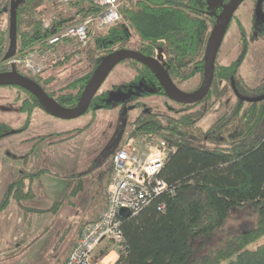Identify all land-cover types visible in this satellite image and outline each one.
Listing matches in <instances>:
<instances>
[{"label":"trees","instance_id":"16d2710c","mask_svg":"<svg viewBox=\"0 0 264 264\" xmlns=\"http://www.w3.org/2000/svg\"><path fill=\"white\" fill-rule=\"evenodd\" d=\"M41 1L50 0H23L17 8L18 57L49 32L43 30L40 20L26 23L27 19H24L25 11L29 7L37 9ZM178 1L207 9L205 0ZM256 1L253 0V6ZM70 7L72 15L84 16L96 10L87 0H73ZM261 8L264 13V2ZM255 19L262 20L256 16ZM214 22L215 16L206 18L196 9L184 5L175 9L161 0H127L122 20L94 37L93 47L87 51L88 60L93 56L91 68L79 77L63 80L59 85V98L66 101L65 107L76 106L101 60L109 51L124 49L128 45H135L142 52L154 56L155 49L163 46L159 41L165 40L170 54L176 58L178 69L200 55V61L196 63L198 68L192 69L190 74L194 70L203 74L206 41ZM239 28L244 31L241 25ZM253 30L255 37L263 36L264 22L254 26ZM7 45L9 24L8 30H0V58ZM85 50L83 48L74 54L83 57ZM72 57L73 54H67L48 69L57 70L67 65ZM241 63L240 59L221 65L216 59L211 89L201 103L186 105L173 113L140 112L129 121L127 127L131 126V134L138 138L159 137L175 151L159 173L168 189L154 197L138 214L122 218L121 229L127 253L120 256L115 264H264V243L249 249L264 235V99L247 102L235 95L237 102L232 111L217 119L207 130L198 125L227 87L233 91L234 86L242 97L264 94V78L249 87L239 73ZM40 74L36 76L37 81L49 83L47 81L56 78L52 75L40 77ZM57 79L62 81L61 76ZM20 102L26 119L19 131L28 127L35 109L50 114L30 93ZM98 105L103 109L111 107L106 91L93 97L90 108ZM91 125L92 121L53 140L40 135L27 141H48L47 145H55L83 133ZM10 131L11 128L0 120V140L11 135ZM31 152L24 157L23 167L0 200V213L10 200H14L27 223H30L33 211L27 209L24 202L36 197L32 184L45 171L26 168ZM161 204L165 206L163 210L160 209ZM246 206L253 208L256 216L254 227L219 238L229 211Z\"/></svg>","mask_w":264,"mask_h":264},{"label":"rangeland","instance_id":"374dc122","mask_svg":"<svg viewBox=\"0 0 264 264\" xmlns=\"http://www.w3.org/2000/svg\"><path fill=\"white\" fill-rule=\"evenodd\" d=\"M40 4L35 15L32 16L31 11H27L30 20L27 19L28 16L25 17L26 23L35 22L50 15L48 4L44 1H41ZM70 15L71 12L68 11L64 14V18ZM8 18L7 11L2 9L0 11V30H8ZM263 22L255 19L253 0H244L234 12L217 54V62L221 65H229L241 59L239 73L249 87L258 84L264 78V35L258 37L253 35V27ZM209 25L211 26V22ZM240 25L244 31L239 28ZM99 34L101 32L95 36ZM94 37L91 39L92 42L90 41L86 46L83 57L73 53L71 58L73 61L69 59L67 65L58 67L57 70L43 71L40 77L52 75L57 79L61 76L62 81L58 82L61 84L66 78L72 80L89 70L93 56L88 60L87 51L93 47ZM133 38H136L134 34ZM161 54L159 53L158 58L160 60L163 56ZM83 59L85 60L73 64L75 61ZM165 61H167V56L160 62L165 63ZM125 64L119 63L111 70L99 92L114 89L122 80L132 77L133 71L129 70L132 66ZM19 71L21 70L19 69ZM186 71L187 69L182 73ZM199 82L200 76L196 75L189 81L179 83L193 89ZM183 90L187 91L185 88ZM68 91L71 90L68 89ZM21 93L22 91L18 87L0 86V120L14 131H18L26 119V113L21 110L20 102L25 95ZM154 99L155 97L149 98V100ZM164 99L165 97L161 96L158 100L151 102V110L157 114L167 113L169 109L165 106ZM236 102L237 98L234 92L230 87H227L221 99L199 121V127L207 130L217 119L232 111ZM138 112V109L129 112L130 121L136 117ZM119 117L120 113L114 109L111 111L97 110L94 117L89 111L74 119H58L41 109H35L26 130L13 133L0 140V200L8 185L17 177L20 168L23 167L24 154L32 151L30 154L32 160L27 166L28 170H45L44 176L41 175L35 186H32L36 197L24 202L26 208L33 211L30 223H27L22 210L14 200H10L7 208L0 213V264H60L63 261L75 235L77 224L70 222L72 219L65 216L67 209L66 200L63 198L69 190V186H55V184L49 186L48 181H54L55 174H77L95 169L101 161L100 158L106 153L108 143L114 140L115 133L119 128ZM93 120L90 128L75 139L61 145L48 146L46 142L27 141L40 135L56 136L64 130L82 128ZM130 130L131 126L127 127L125 134ZM64 178L65 180L61 181L62 184H71V178ZM51 215L54 217L52 218ZM255 222L256 216L251 206L233 208L229 211L219 232V238H226L252 229ZM262 243H264V235L249 246V249ZM97 252L96 256L101 255L100 252Z\"/></svg>","mask_w":264,"mask_h":264},{"label":"built area","instance_id":"2783aa9c","mask_svg":"<svg viewBox=\"0 0 264 264\" xmlns=\"http://www.w3.org/2000/svg\"><path fill=\"white\" fill-rule=\"evenodd\" d=\"M12 0H0V11L9 8ZM73 0H50V15L40 20L45 36L21 56L5 59L6 46L0 58V71L13 68L25 75L35 77L52 64L61 61L65 55L80 51L90 43L92 37L122 20V11L127 0H87L96 9L88 15L64 14L71 12ZM35 7H29L32 16ZM26 18L28 16L27 11ZM72 18L67 23L62 20ZM29 19V16L27 18ZM160 51H156L159 54ZM175 151L164 140L156 136L136 137L126 135L110 157L111 173L106 186L107 202L103 211L86 222L61 264H100L95 253L104 242H112L118 256L127 253V245L121 229L120 208L129 210L130 216L138 214L154 197L166 191L167 184L159 173L169 155ZM172 192V191H170ZM164 204L160 209H164Z\"/></svg>","mask_w":264,"mask_h":264},{"label":"water","instance_id":"95a60500","mask_svg":"<svg viewBox=\"0 0 264 264\" xmlns=\"http://www.w3.org/2000/svg\"><path fill=\"white\" fill-rule=\"evenodd\" d=\"M244 0H206L207 7L213 9L220 6L221 10L216 15L215 22L206 41L203 63V77L200 88L193 93H185L178 89L169 78L163 66L154 58L144 56L132 50L120 49L107 54L98 64L93 72L91 79L85 87L80 101L75 107L66 108L58 104L54 99L47 95L43 89L32 79L22 75L15 68L9 72H0V86L20 87L38 98L42 106L54 117L59 119H74L83 115L89 108V105L101 87L102 83L109 75L111 70L122 60L134 59L146 66L160 81L168 95L176 102L184 104H193L200 102L207 95L213 81L215 62L221 41L231 22L234 12ZM23 0H12L9 8V48L5 54V59L16 55L17 39V15L18 6ZM264 0H257L254 6V14L257 18L263 19L262 3ZM72 18L62 20L60 24L71 21ZM233 86V83H232ZM234 94L247 102H256L264 99V94L258 97H242L233 86ZM124 125V120L122 121ZM14 131H11L13 133ZM122 135V130L117 134L111 147L114 149ZM119 215L122 218L130 216L129 210L120 208Z\"/></svg>","mask_w":264,"mask_h":264},{"label":"flooded vegetation","instance_id":"af4514ba","mask_svg":"<svg viewBox=\"0 0 264 264\" xmlns=\"http://www.w3.org/2000/svg\"><path fill=\"white\" fill-rule=\"evenodd\" d=\"M161 1L163 3L167 2V4L169 3V6L175 8V9L179 5H184V6H187V7L191 8V9H196L198 12L202 13L204 15V17H206V18H208V17L212 18L213 16H215V18H216V15L219 14L218 11L221 10L220 6H216L213 9H209L207 7V4H206V8L207 9H205V8H197V7H194V6L186 5L185 3L181 2V1H178V0H161ZM227 1L228 0H225L224 3H226ZM205 3H206V0H205ZM253 13H254V6H253ZM262 21H264V17H263ZM159 43L163 44V46L158 47V48L155 49L154 56H151V55H148V54L142 52V50H140L135 45H128L126 48L124 47V49L132 50V51L138 52V53H140V54H142L144 56H148V57L156 59L163 66V68L166 70V72H167L169 78L171 79L172 83L178 89H180L181 91H184L183 90L184 88L187 90V91H184L185 93H193V92L197 91L200 88L201 84H202L203 74H200L196 70H194L192 75L190 74V72L192 71V69H194V68L197 69L198 68V66H196V63H198L200 61V55H199V57L191 58L190 61L180 70V69H178L175 66L176 65V58L174 56H172L170 54L169 50L167 49L166 41L165 40H160ZM119 49H123V48H119ZM119 49L111 50L108 53L116 51V50H119ZM156 51H160L159 53L163 54V56L161 58L162 60L158 59L159 58V54H156ZM165 56H167V61H165V63H161L164 60ZM119 63H126V64H129L130 66H132V68L129 69V70L133 71L132 77L130 79L122 80V82H120L117 87H114V89H111L109 91H106L108 93L109 97H110L111 107L109 109H103V108L99 107V105H98V106H94L95 108L96 107L97 108H96V110H93L94 107L90 108V105H91V103H90L88 110L85 112V113H87V112L91 111L92 112V117H94L97 110L111 111V110L116 109L120 113V117H119V124H118L119 128H118V130L115 133L114 140L116 139L118 132L120 130H122V135H121V138H120L118 143H120L126 137V135H128V134L131 135V130L128 133L126 132L127 134H125V130H126L127 125H128V123L130 121V119L128 118V114H129L130 111L138 109L139 110L138 114L140 112H144V113L154 112V111L151 110V106H152L151 102H153L154 100H158L159 98H161V96L165 97L163 102H164L165 106L168 107V109H169V111L167 113H173L176 110H179L180 108H183L186 105H190V104H184V103L176 102L175 100H173L168 95V93L166 92L164 87L161 85V83L157 79V77L146 66H144L140 62H138V61H136L134 59H125V60L120 61ZM186 69H187V71L182 73V71L186 70ZM22 75H24V76L32 79L33 81H35L43 89V91L47 95H49L52 99H54L58 104H60L63 107H65L64 105H67L65 103L66 101H63L62 99L59 98L61 92L59 91V88H60L59 85L60 84H58V82L60 81V79H52L51 81H47L49 83H46V82H44V80L43 81L42 80H38L37 81L36 76L32 77V76H28V75H25V74H22ZM196 75L200 76V82L193 89L187 88L185 86V84L183 85L184 86L183 87L182 84L179 83V82L189 81L192 78H194ZM18 88L22 91L21 94L25 95V97L22 98V99H25L28 96L29 92L26 91V90L24 91V89H22L20 87H18ZM210 89H211V87H210ZM210 89H209V91H210ZM102 93L103 92H99V90H98L97 93L95 94V96L99 95V94H102ZM206 96H205V98H206ZM132 97L134 99H132ZM150 97H155V99L154 100H149ZM203 100H201L200 102H197V103H193V104L201 103ZM72 107H75V106H72ZM66 108H71V107H66ZM22 109L23 108L21 106V110ZM162 114H165V113H162ZM49 115H51V114H49ZM123 120H124V125L122 124ZM93 122H94V120L92 121V124H93ZM19 130L18 131L17 130L16 131L11 130V131H14L13 133H16V132H20ZM66 131H69V130L61 131L56 136L48 135L47 136L48 140H49V138L51 140L56 139V137H58L60 134L66 132ZM79 135L80 134L75 135L73 137H70V139H73V138H75V137H77ZM70 139H68V140H66V141H64L62 143H59V144L48 145V146H57V145H60V144H63L65 142L69 141ZM45 142L47 143L48 141H45ZM117 145H116V147H117ZM111 149H112L111 151L113 153L115 148L114 149L111 148ZM26 155L27 154L23 155L22 162H23V160H25L24 157ZM30 156L31 155H28V158H27L28 159L27 166L29 165V163H31V160H32V157H30ZM27 166H26V168H27Z\"/></svg>","mask_w":264,"mask_h":264},{"label":"crops","instance_id":"0c3cea01","mask_svg":"<svg viewBox=\"0 0 264 264\" xmlns=\"http://www.w3.org/2000/svg\"><path fill=\"white\" fill-rule=\"evenodd\" d=\"M71 140L72 139H70L69 141ZM111 144L112 142L108 143L107 151L100 158L101 161L99 164H97L95 169L83 171L82 173L77 174H55L56 179L54 181H48V183L50 184L49 186H52L53 184H55V186H69V190L63 198V200H66L67 209L65 211V216L67 218H71L72 221H69L75 222L77 226L75 228V235L67 250H69L73 246L81 227L86 222L96 218L106 206V186L111 173ZM64 177L71 178V184H62L61 181L65 180ZM36 181H34L32 186H35ZM51 217L53 218L54 215H51ZM97 251L100 252L101 255H95V258L97 257V259L100 261V264H115L119 259V256L114 249V244L110 241L104 242L101 246L98 247Z\"/></svg>","mask_w":264,"mask_h":264},{"label":"bare ground","instance_id":"6f19581e","mask_svg":"<svg viewBox=\"0 0 264 264\" xmlns=\"http://www.w3.org/2000/svg\"><path fill=\"white\" fill-rule=\"evenodd\" d=\"M121 142H122V141H121ZM121 142H120V143H121ZM120 143H119V144H120Z\"/></svg>","mask_w":264,"mask_h":264}]
</instances>
